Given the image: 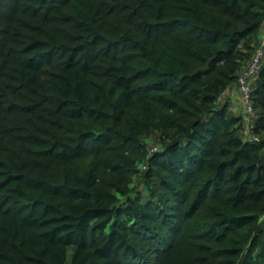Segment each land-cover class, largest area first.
I'll return each mask as SVG.
<instances>
[{"label": "trees", "instance_id": "1", "mask_svg": "<svg viewBox=\"0 0 264 264\" xmlns=\"http://www.w3.org/2000/svg\"><path fill=\"white\" fill-rule=\"evenodd\" d=\"M263 41L264 0H0V264H264Z\"/></svg>", "mask_w": 264, "mask_h": 264}, {"label": "built area", "instance_id": "2", "mask_svg": "<svg viewBox=\"0 0 264 264\" xmlns=\"http://www.w3.org/2000/svg\"><path fill=\"white\" fill-rule=\"evenodd\" d=\"M262 44H264V41L262 42ZM263 56V47L259 46L253 57L251 58V61L248 65L247 70L243 73V75L239 78V90L242 93V97L244 99V103L247 100V95H248V77L253 75L255 73V71L257 70V68L259 67L260 64V60L261 57ZM247 108L249 109V106L247 104ZM250 121V118L248 119Z\"/></svg>", "mask_w": 264, "mask_h": 264}, {"label": "rangeland", "instance_id": "3", "mask_svg": "<svg viewBox=\"0 0 264 264\" xmlns=\"http://www.w3.org/2000/svg\"><path fill=\"white\" fill-rule=\"evenodd\" d=\"M241 99H242V101L240 100V98L238 97L237 98V106H242L243 104H244V99H243V97L241 96ZM236 107V106H235ZM241 111H243L244 112V107L243 108H241ZM244 120L245 121H249L247 118H244ZM245 127V132H247V127L246 126H244Z\"/></svg>", "mask_w": 264, "mask_h": 264}, {"label": "crops", "instance_id": "4", "mask_svg": "<svg viewBox=\"0 0 264 264\" xmlns=\"http://www.w3.org/2000/svg\"><path fill=\"white\" fill-rule=\"evenodd\" d=\"M236 93H237V88H236V86H234L230 89V94L232 97H234V96L236 97Z\"/></svg>", "mask_w": 264, "mask_h": 264}]
</instances>
